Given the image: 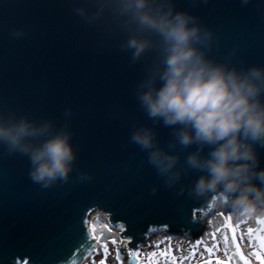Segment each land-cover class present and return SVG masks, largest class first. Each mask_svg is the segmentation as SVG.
Returning <instances> with one entry per match:
<instances>
[{"label": "water", "instance_id": "obj_1", "mask_svg": "<svg viewBox=\"0 0 264 264\" xmlns=\"http://www.w3.org/2000/svg\"><path fill=\"white\" fill-rule=\"evenodd\" d=\"M173 4L212 33L209 59L264 68V0ZM72 6L71 0H0V112L50 120L57 130L67 125L75 155L67 182L44 188L30 179L27 156H9L0 146V264H83L96 248L92 214L103 215L130 251L158 233L198 240L215 214L211 201L190 194L204 175L186 164L198 145L181 148L175 126L154 122L137 100L154 54L132 63L131 52L120 48L123 35L85 26ZM141 127L155 133L156 147L179 156L171 170L179 179L159 175L149 151L131 142ZM210 150L205 146L201 156ZM255 151L262 170L264 147Z\"/></svg>", "mask_w": 264, "mask_h": 264}, {"label": "clouds", "instance_id": "obj_2", "mask_svg": "<svg viewBox=\"0 0 264 264\" xmlns=\"http://www.w3.org/2000/svg\"><path fill=\"white\" fill-rule=\"evenodd\" d=\"M71 2L80 23L123 35L120 48L131 52L132 63L154 54L136 97L154 122L162 119L165 126H175L181 148L198 145L186 164L204 175L190 194L207 198L217 208H231L236 217L264 215V169L258 170L255 151L256 145L264 147V68L237 69L209 59L205 49L212 33L198 24L197 17L174 11L173 0ZM249 2L241 0L244 6ZM67 127L57 130L50 120L38 123L0 112V146L9 156H27L30 179L48 188L58 180L67 182L73 170L75 155ZM154 137L141 127L130 140L149 151V163L159 175L179 179V173L171 171L179 156L156 147ZM205 146L211 149L206 157L201 156Z\"/></svg>", "mask_w": 264, "mask_h": 264}, {"label": "rangeland", "instance_id": "obj_3", "mask_svg": "<svg viewBox=\"0 0 264 264\" xmlns=\"http://www.w3.org/2000/svg\"><path fill=\"white\" fill-rule=\"evenodd\" d=\"M264 215L256 217L233 216L215 207V214L205 221L206 229L204 235L198 239L172 238L163 233L156 234L139 251H130L125 241L120 238V232L109 228L102 232L92 234L96 237L95 257L90 264H244L248 260L249 264H260L254 253H262L260 247V237H264ZM236 237L239 242L241 234H246L250 230L252 236H244L243 243L240 244V253L237 255V248L232 242L231 228H236ZM231 226V228L229 227ZM209 233H214L217 248L213 252L206 251L205 245H198L199 241L208 237ZM224 236L228 237L227 242H223ZM115 239V243L112 240ZM98 240L107 244V252L98 243ZM213 243L208 241V245ZM93 255V256H94Z\"/></svg>", "mask_w": 264, "mask_h": 264}, {"label": "snow or ice", "instance_id": "obj_4", "mask_svg": "<svg viewBox=\"0 0 264 264\" xmlns=\"http://www.w3.org/2000/svg\"><path fill=\"white\" fill-rule=\"evenodd\" d=\"M261 224H264V220L260 221ZM231 228V226H229ZM239 226L237 225L236 228H231L232 231V242L235 245V247L237 248V255H241L239 249H240V244L243 243L244 241V236L247 235L248 237L252 236V232L251 230L246 233V234H241L240 238H239V242L237 241V237H236V230ZM261 231H264V228L261 229ZM94 239H96L95 236H93ZM212 240L213 243L211 245H208V241ZM228 237L224 236L223 238V242H227ZM113 243H115V239L112 240ZM98 243H100V246L104 249L105 253L107 252V244L103 243L101 241L98 240ZM217 242L216 241V237L214 233H209L208 237H206L204 240L199 241L198 245H205L206 246V251L209 252H213L214 250H218L217 248ZM260 247L262 249V253H254L253 255L256 256V259L260 261V264H264V237H260ZM241 259H243V256L241 255ZM101 264H103V261H101ZM217 264H219V262H217ZM244 264H249L248 260H244Z\"/></svg>", "mask_w": 264, "mask_h": 264}, {"label": "bare ground", "instance_id": "obj_5", "mask_svg": "<svg viewBox=\"0 0 264 264\" xmlns=\"http://www.w3.org/2000/svg\"><path fill=\"white\" fill-rule=\"evenodd\" d=\"M199 215H201V214H199ZM109 228H111V227L103 215H101L99 213L91 215V217L89 219V230H90L91 235L92 234L95 235V233L102 232V231L109 229ZM92 237H93V235H92ZM94 254L96 255V253H94ZM95 255L92 257L94 258ZM92 257H89L83 264H90L91 261L93 260Z\"/></svg>", "mask_w": 264, "mask_h": 264}]
</instances>
